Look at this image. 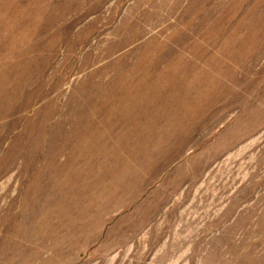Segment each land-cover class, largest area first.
Wrapping results in <instances>:
<instances>
[{
    "label": "rangeland",
    "instance_id": "1",
    "mask_svg": "<svg viewBox=\"0 0 264 264\" xmlns=\"http://www.w3.org/2000/svg\"><path fill=\"white\" fill-rule=\"evenodd\" d=\"M0 264H264V0H0Z\"/></svg>",
    "mask_w": 264,
    "mask_h": 264
}]
</instances>
